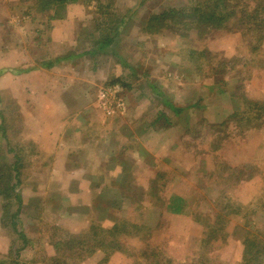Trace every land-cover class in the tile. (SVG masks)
<instances>
[{
  "label": "rangeland",
  "instance_id": "1",
  "mask_svg": "<svg viewBox=\"0 0 264 264\" xmlns=\"http://www.w3.org/2000/svg\"><path fill=\"white\" fill-rule=\"evenodd\" d=\"M24 2L0 0V71L18 74L0 86V147L23 165L0 197V264H264V38L238 23L148 34L144 14L185 0H115L133 11L117 38L125 65L99 53L46 68L90 48L98 12L79 0L49 19ZM25 69L67 87L74 113L59 88L34 94L52 102L42 116L28 111Z\"/></svg>",
  "mask_w": 264,
  "mask_h": 264
},
{
  "label": "trees",
  "instance_id": "2",
  "mask_svg": "<svg viewBox=\"0 0 264 264\" xmlns=\"http://www.w3.org/2000/svg\"><path fill=\"white\" fill-rule=\"evenodd\" d=\"M26 1L29 0H24ZM34 8L41 13H47L49 19L60 18L65 7L68 4L75 3L79 0H32ZM94 3L98 15L95 18L94 31L89 35L91 38L90 48L85 49L82 52L70 53L64 56L57 57L53 61H49L43 64L44 67L50 68L58 62L65 61L74 57H80L83 55L93 56L96 54L109 53L114 58H118V61H122L123 65L126 63L117 51V38L123 34H126L129 30V26L133 22L131 9L124 11L118 7L113 6L111 2L115 0H84ZM144 0H142L143 2ZM189 1V2H188ZM139 0V4H141ZM188 2V3H187ZM238 23L239 27H244L245 32L250 33L258 42L264 38V0H185V4H181L179 8L162 9L158 13L144 14L141 20L140 28L142 31L148 34L159 33L164 29L174 31L178 35H188L190 31H196L197 33H209L214 29H221L228 25ZM240 29V28H239ZM2 71H0L1 73ZM120 78H116L111 83L120 82ZM122 86L126 85L120 83ZM152 90L159 96L161 92L156 86L150 85ZM163 104L167 106L174 114H178L182 111L181 108H177L170 103V101L163 100ZM164 116L161 112L156 115V119L152 121L148 126H154L157 120H160ZM4 122H0L1 137L6 135ZM148 128V127H146ZM4 151L0 147V197L9 201V192L13 190V185L10 181L13 178H18L19 168L21 164L20 154L15 150L9 148L7 152H15L13 154L14 162L9 165L8 159L4 155ZM12 172H15L13 174ZM12 173V174H11ZM11 174V175H10ZM19 181L15 180V186ZM15 188V187H14ZM14 197L19 201V195L16 193ZM20 208V201L14 212L8 216L13 228L16 226V215ZM22 237V234L19 232ZM100 240V238H99ZM98 240V241H99ZM101 245L105 253H109L110 240L108 236L101 240ZM245 248V245H244ZM247 254V251L244 255ZM206 259V263H207ZM155 264V262H154Z\"/></svg>",
  "mask_w": 264,
  "mask_h": 264
},
{
  "label": "crops",
  "instance_id": "3",
  "mask_svg": "<svg viewBox=\"0 0 264 264\" xmlns=\"http://www.w3.org/2000/svg\"><path fill=\"white\" fill-rule=\"evenodd\" d=\"M55 66L56 67L59 66V67L63 68L64 65L60 63V65H53L52 67H55ZM37 69H33L35 71H31V69L29 71V69H25L24 71H20L21 73L19 74V76L22 79L26 80L25 81L26 86H25V90H24L25 94H26V97L24 98V102L22 103V104H24L25 108L27 106L28 111L29 110H33V108H35V111H38L41 114V116H42V112L41 111H43L45 113V110L43 109V106L49 105V103L51 104L52 102L50 101V99L48 100L47 98H41L39 100L37 98L38 94L37 95H34V94L36 93L37 90H41V91L45 90L46 94H48V91L50 92V90H53L55 88L56 89L59 88L58 89L59 92H60V89H61L62 93L64 92V94H63L64 98L62 99V101L60 103L62 105V107L63 106L65 107V106H67L69 104L68 106L70 108V104L72 102L71 101L72 98L70 99V94L71 93L69 95L66 93L67 87H65V89L62 88L60 86L61 85L60 82H58V81L56 82L54 79H52L50 77V75L48 74V70H43V69L41 70L40 69L39 72L36 73V71H38ZM12 75H13L12 73H10V75H8L7 73L1 72L0 73V86L3 83L4 79L9 78V80H11L14 77L18 76V74H15L16 76H12ZM37 75H39V76L41 75L40 76L41 77V82H39L40 83V87H39L38 83L35 81ZM67 98L70 99V102L68 101ZM262 99H264V97ZM74 101H75V98H74ZM17 102H18V104L20 103V101H18V100H17ZM37 106H39V108ZM68 106H67V108H68ZM85 106H88V104H86ZM70 109H71V110H69L70 113H74V110L72 108H70ZM49 110H50V108H48L47 111L49 112ZM40 121H41V119H37L34 122L30 120V123H32L34 128H37L40 131H42V130H44V127L46 128V126H44L42 121L41 122ZM85 122H86V114H85V112L82 111L80 113H76V115L74 117V121L72 122V123H75L73 128H79V126H81L82 124L85 125ZM91 161L92 160H90V162Z\"/></svg>",
  "mask_w": 264,
  "mask_h": 264
}]
</instances>
